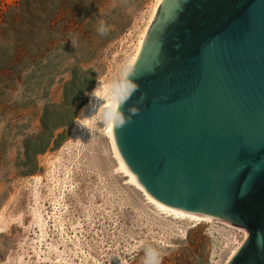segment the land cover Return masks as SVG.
I'll return each mask as SVG.
<instances>
[{
  "label": "rangeland",
  "instance_id": "374dc122",
  "mask_svg": "<svg viewBox=\"0 0 264 264\" xmlns=\"http://www.w3.org/2000/svg\"><path fill=\"white\" fill-rule=\"evenodd\" d=\"M155 2L0 0V264H144L148 248L161 264H224L243 239L223 222L158 214L105 139L79 141L94 86H121Z\"/></svg>",
  "mask_w": 264,
  "mask_h": 264
},
{
  "label": "water",
  "instance_id": "95a60500",
  "mask_svg": "<svg viewBox=\"0 0 264 264\" xmlns=\"http://www.w3.org/2000/svg\"><path fill=\"white\" fill-rule=\"evenodd\" d=\"M132 107L110 134L136 181L247 231L227 264H264V0H160L117 95Z\"/></svg>",
  "mask_w": 264,
  "mask_h": 264
},
{
  "label": "bare ground",
  "instance_id": "6f19581e",
  "mask_svg": "<svg viewBox=\"0 0 264 264\" xmlns=\"http://www.w3.org/2000/svg\"><path fill=\"white\" fill-rule=\"evenodd\" d=\"M159 2L160 0H156V2L153 3L154 6L151 9V13L148 18L149 20L148 22H146L147 24L145 25L144 30L140 33V37L137 41V44L135 46L133 53L131 54L130 58L127 61L126 67L124 66L128 70H130V68L135 63L139 55L141 45H142L144 36L146 34L147 28L150 24L153 14L155 13L157 9ZM127 73H125L123 70L122 83L120 87H116V85L112 83H108L109 81L106 82L104 78L99 79L97 81L96 85L94 86L89 96V99L86 105H84V107L82 108L78 116V119L76 120V123L81 125V133H83L79 141H81L83 144L86 141L84 136L86 135L88 136V132H89L90 140L91 142L93 141L92 142L93 144H95V142L97 141L96 139H98V137H101V139L102 138L105 139L108 145L109 153L115 162L114 170H116V172L120 176L126 178L128 183L142 194V197H144L145 201L149 203L155 209V212H157L158 214L164 217H168L172 220H176L177 222H185L186 224H192L194 226L202 224V223H212L214 221H219V222H223V224L225 223L229 225V227L233 229L235 227L234 225L229 224L221 219H218V218H215L209 215H205L202 213H196V212L177 209L169 205H166L162 202H159L158 200L154 199L145 190V188L136 181V178L133 175V173H131L128 170L123 160L119 156L114 146L111 134H110V128L114 121L113 117L116 115L117 95L121 92L123 88L124 80L126 78ZM81 142L79 143L81 144ZM62 193L59 192V194L55 196V200L53 199L55 203L53 204L52 211L54 210L58 211L60 209H63L62 208L63 197L61 195ZM31 216L33 218H36V212L31 211ZM7 226H8V219H7V216L5 215V207H3L0 209V233L3 232L5 229H7ZM242 232H243V237H242L243 239L232 249L231 253L229 254L224 264H227L229 262V260L232 258V256L235 254V252L238 250V248L242 245V243L246 239L247 231L242 230Z\"/></svg>",
  "mask_w": 264,
  "mask_h": 264
},
{
  "label": "clouds",
  "instance_id": "9594fccd",
  "mask_svg": "<svg viewBox=\"0 0 264 264\" xmlns=\"http://www.w3.org/2000/svg\"><path fill=\"white\" fill-rule=\"evenodd\" d=\"M108 27L105 25L103 21H101L97 31L104 35L108 31ZM129 70L127 68L124 69V72L127 73ZM128 87L130 89V92L128 95L135 89L136 85L134 83H129ZM128 95L124 97H118V99L123 101ZM138 112V109L135 107H132L129 109V115L127 117H124L121 115L120 112H118L114 117L113 120L115 122V126L120 127L123 126L125 123H127L129 120H131L132 116L135 115ZM144 264H161V253L159 250L155 248H148L145 250V261Z\"/></svg>",
  "mask_w": 264,
  "mask_h": 264
}]
</instances>
